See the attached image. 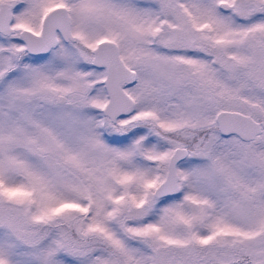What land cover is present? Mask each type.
<instances>
[{
	"label": "snow or ice",
	"instance_id": "6c2138e0",
	"mask_svg": "<svg viewBox=\"0 0 264 264\" xmlns=\"http://www.w3.org/2000/svg\"><path fill=\"white\" fill-rule=\"evenodd\" d=\"M0 264H264V0H0Z\"/></svg>",
	"mask_w": 264,
	"mask_h": 264
}]
</instances>
